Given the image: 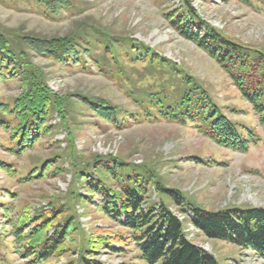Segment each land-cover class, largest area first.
I'll use <instances>...</instances> for the list:
<instances>
[{"label": "trees", "instance_id": "16d2710c", "mask_svg": "<svg viewBox=\"0 0 264 264\" xmlns=\"http://www.w3.org/2000/svg\"><path fill=\"white\" fill-rule=\"evenodd\" d=\"M30 1L51 20H59L64 12L77 8L71 0ZM180 1V7L164 14L169 27L219 66L241 98L251 106L264 134V50L227 37L202 20L191 0ZM258 1L264 4V0ZM34 55L65 69L89 71L93 66L101 74L118 73L128 80L133 79L125 62L144 64L147 73L157 76L160 83L157 89L151 87L134 97L136 111L125 118L128 111L106 99L79 94L62 96L52 91L47 86L46 74L33 63ZM12 80L19 84L20 93L10 101L0 100V128L8 133L9 144L4 150L17 157L52 133L53 115L61 125L70 128V123L84 112L116 128L123 120H162L191 125L218 146L241 153L257 142L264 143V137L229 120L204 84L180 65L164 59L130 36L114 34L86 21L76 23L74 29L62 37L15 36L0 32V81ZM72 137L68 132L63 153L31 167L17 180L24 184L60 175L61 169H53V166L65 154L73 177L70 199L92 205L125 232L115 235L114 239L90 238L87 249L79 257L83 264H105L92 257L100 249L111 248L113 241L132 244L138 253V264H219L213 255L186 239L185 223L207 240L222 241L264 259V208L238 206L208 211L190 202L182 191L164 187L152 169L133 170L115 156L94 155L91 161H80L74 155ZM0 171L10 177L19 175L13 164L2 159ZM79 185L85 194L79 191ZM151 187L158 195V203L147 199ZM8 195L12 197L13 193L8 191ZM168 203L179 213L191 215L186 216L185 222L179 221ZM65 205L49 204L48 211L37 210L36 215L27 220L21 217L19 224L14 225V244L21 246L24 259L32 257L33 261L28 264H43L68 251L69 236L80 226ZM28 222L30 225L25 227Z\"/></svg>", "mask_w": 264, "mask_h": 264}, {"label": "rangeland", "instance_id": "374dc122", "mask_svg": "<svg viewBox=\"0 0 264 264\" xmlns=\"http://www.w3.org/2000/svg\"><path fill=\"white\" fill-rule=\"evenodd\" d=\"M71 1L77 5L75 10L64 12L59 20H51L44 17L30 0H0V32L15 36L62 37L71 32L76 23L86 21L114 34L130 36L197 77L229 120L250 128L260 138L264 137L251 106L241 98L219 66L194 43L169 27L164 14L180 7V0ZM191 3L208 25L245 46L264 50L262 2L191 0ZM32 61L46 74L47 86L58 95L79 94L106 99L128 111L125 118L136 111L134 97L151 87L157 89L160 83L157 76L147 73L144 64L125 62L133 79L128 80L118 73L101 74L93 66L89 71L69 70L35 55ZM19 93L20 87L15 80L0 81L1 101H10ZM75 119L70 123L71 129L68 126L67 129L53 115L50 121L54 126L52 133L20 157L4 150L9 144L8 133L0 128V159L13 164L19 174L10 177L0 171V264L33 261L32 257L24 259L21 246L14 244L13 228L21 217L27 220L36 215L37 210L48 211L49 204L53 207L66 204L80 227L70 234L66 254L43 264H83L79 257L87 249L90 238L114 239L121 232L125 234L119 225L98 213L92 205L70 199L69 192L74 189L73 177L65 154L53 166V169H61L60 175H49L24 184L18 182L17 178L26 175L31 167L63 153L67 148L68 132L72 133L74 155L80 161H91L94 155L115 156L133 170L152 169L164 187L182 191L190 202L208 211L238 206L264 208L262 141L241 153L218 146L191 125L162 120H123L116 128L87 112ZM78 189L85 194L82 185ZM8 191L13 193L12 197ZM147 197L151 203H158V195L152 187ZM169 209L183 222L191 215L179 213L170 204ZM29 225L28 222L25 227ZM184 233L188 241L211 253L219 264H264L263 258L247 250L222 241L207 240L188 223L184 224ZM110 247L100 249L92 259L105 264L140 263L132 244L113 241ZM249 253L251 257L247 259Z\"/></svg>", "mask_w": 264, "mask_h": 264}, {"label": "built area", "instance_id": "2783aa9c", "mask_svg": "<svg viewBox=\"0 0 264 264\" xmlns=\"http://www.w3.org/2000/svg\"><path fill=\"white\" fill-rule=\"evenodd\" d=\"M249 258H250V256L247 257V259H249Z\"/></svg>", "mask_w": 264, "mask_h": 264}]
</instances>
